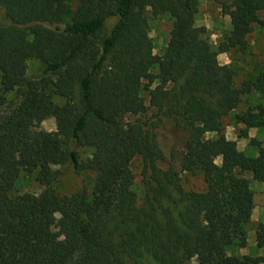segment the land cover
I'll return each mask as SVG.
<instances>
[{"label":"trees","instance_id":"1","mask_svg":"<svg viewBox=\"0 0 264 264\" xmlns=\"http://www.w3.org/2000/svg\"><path fill=\"white\" fill-rule=\"evenodd\" d=\"M198 4L0 0V264H264L233 252L247 246L254 209L242 174L264 184V147L253 139L258 155L246 156L222 122L255 86L254 114L237 115V123L242 138L264 132V69L237 88L233 69L216 61L246 50L253 26H264V0H233L231 29L217 47L195 24ZM148 12L172 21L161 56L153 54ZM110 18L117 21L107 31ZM30 60L43 65L39 78L27 75ZM9 94L19 102L9 106ZM39 114L55 119L54 133L29 131ZM166 128L185 136L181 152L161 149L158 131ZM81 148L91 157L81 159ZM136 158L143 191L134 206ZM21 173L35 175L40 194L14 193ZM70 173H92L91 191L56 193ZM182 173H202L205 191L184 190ZM255 243L264 248V224Z\"/></svg>","mask_w":264,"mask_h":264},{"label":"rangeland","instance_id":"2","mask_svg":"<svg viewBox=\"0 0 264 264\" xmlns=\"http://www.w3.org/2000/svg\"><path fill=\"white\" fill-rule=\"evenodd\" d=\"M75 1L71 3V8H75ZM236 6L233 0H199L198 13L196 15L195 24L198 27H205L207 30L206 38L213 46L217 45L229 34L231 17L235 14ZM148 35L152 40L153 54L161 56L167 46L169 40V32L171 30L172 21L167 15L153 17L148 12ZM260 19L264 21V16L261 15ZM116 18H110L106 22L107 31L116 23ZM216 61L220 65H229L234 71V85L240 88L241 85L247 80H254L260 71L264 69V26L256 24L252 28V32L247 37V48L244 51L232 50L225 54L217 56ZM43 71V65L38 60H30L27 62V75L31 78H39ZM157 72V69L154 70ZM145 105L149 107V96L146 92L142 93ZM9 106H13L19 102L15 94L6 96ZM259 95L255 86L250 88L249 93L242 98L238 108L223 117L224 134L228 137L236 138L239 143V150L244 152L248 157H256L258 155L257 147L250 144L253 139L264 147V132L256 129L247 131V138H242V130L244 126L237 123V115L246 114L252 116L254 114V107L259 103ZM151 111L147 113L150 116ZM131 116L123 117L124 121L133 120ZM31 133H38L41 131L54 133L56 131V122L54 118L46 117L39 114L34 117L29 125ZM231 129V132L228 130ZM255 131L256 135L250 137L249 133ZM215 136H211L214 138ZM158 143L163 152L169 156L172 152H181L185 143V136L173 129H161L158 131ZM81 159L85 160L91 157V150L79 149ZM131 170L134 174L133 190L136 194V200L133 202L134 206L139 205L142 197V184H141V162L140 159H134L131 162ZM163 169H167V165L161 164ZM242 176L249 181L250 189L256 194V203L261 202L263 186L262 183L254 181L252 176L248 173H243ZM94 175L92 173H82L79 176L68 174L56 186L55 191L62 196H70L82 187H86L91 191ZM181 185L186 191L203 192L206 189L204 177L202 173L181 174ZM43 190V187L36 181L34 174L21 173L15 183L14 193L16 195L33 194L38 195ZM57 219L52 222V230L56 232ZM246 230L248 228L246 227ZM255 239H249V254L255 256L259 250L253 246ZM236 251V254L239 250ZM232 252V251H230ZM229 252V253H230ZM185 264H199L197 260L191 259Z\"/></svg>","mask_w":264,"mask_h":264},{"label":"crops","instance_id":"3","mask_svg":"<svg viewBox=\"0 0 264 264\" xmlns=\"http://www.w3.org/2000/svg\"><path fill=\"white\" fill-rule=\"evenodd\" d=\"M226 137H228L226 135ZM232 141H236V138L233 139H228ZM237 147L239 150V143L237 142ZM262 192H258L262 194V200L259 203H256V194L254 193V209L252 210L250 221L247 224V246L237 252L238 255H250L249 254V239L252 238L253 240L255 239V229L264 224V184L262 183ZM256 246V243H253V246ZM257 248V247H256ZM258 249V248H257ZM259 251L256 252L255 256H261L264 257V248L258 249Z\"/></svg>","mask_w":264,"mask_h":264},{"label":"clouds","instance_id":"4","mask_svg":"<svg viewBox=\"0 0 264 264\" xmlns=\"http://www.w3.org/2000/svg\"><path fill=\"white\" fill-rule=\"evenodd\" d=\"M201 3H203V0H201ZM229 30H230V29H229ZM156 86H157V85H156L155 83H153L152 86H151V89H154ZM151 89H150V90H151ZM228 131L231 132V129H229ZM214 135H215V133H212V134H206V135H205V139H209V138H211V136H214ZM255 135H256L255 131H251V132L249 133V136H250V137H254ZM226 139H233V140H234V137H226ZM221 159H222L221 157H217V159L213 161V164L216 165V166H219V164H220V162H221ZM55 219H57V220L60 219V216H59L58 213L55 214ZM61 239H63V238L61 237Z\"/></svg>","mask_w":264,"mask_h":264}]
</instances>
